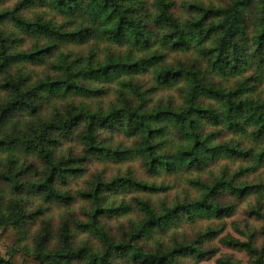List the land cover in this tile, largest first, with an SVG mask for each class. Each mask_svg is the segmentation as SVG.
Masks as SVG:
<instances>
[{
    "label": "trees",
    "instance_id": "1",
    "mask_svg": "<svg viewBox=\"0 0 264 264\" xmlns=\"http://www.w3.org/2000/svg\"><path fill=\"white\" fill-rule=\"evenodd\" d=\"M0 243L264 264V0H0Z\"/></svg>",
    "mask_w": 264,
    "mask_h": 264
},
{
    "label": "rangeland",
    "instance_id": "2",
    "mask_svg": "<svg viewBox=\"0 0 264 264\" xmlns=\"http://www.w3.org/2000/svg\"><path fill=\"white\" fill-rule=\"evenodd\" d=\"M92 171V169H90ZM85 178L88 179V175L86 174L85 175ZM72 185V184H71ZM76 185H72V187L74 188ZM245 217L243 211L239 210L237 211V213L232 217V218H228L227 219V229L226 231H230L232 232V229H231V222L232 221H238V220H242L243 218ZM0 251L2 253H4V249L0 243ZM222 255H231L235 260L239 261L241 264H247L248 262V256L242 252V251H237V250H233V249H229V248H226V247H223L221 246L220 247V252L218 255H216L215 257H213L212 259L208 260V261H204V262H201L199 264H218L216 262V260L221 257Z\"/></svg>",
    "mask_w": 264,
    "mask_h": 264
}]
</instances>
